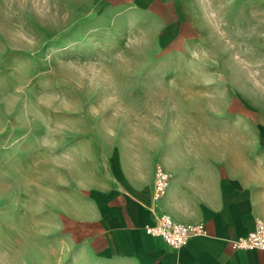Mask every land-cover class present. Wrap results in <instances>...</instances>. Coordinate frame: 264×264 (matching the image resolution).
Returning a JSON list of instances; mask_svg holds the SVG:
<instances>
[{"label": "rangeland", "instance_id": "obj_1", "mask_svg": "<svg viewBox=\"0 0 264 264\" xmlns=\"http://www.w3.org/2000/svg\"><path fill=\"white\" fill-rule=\"evenodd\" d=\"M110 1L0 0V264H121L76 250L61 221L114 161L264 166L244 124L209 117L243 76L264 86V0H190L204 52L175 56L152 12Z\"/></svg>", "mask_w": 264, "mask_h": 264}, {"label": "crops", "instance_id": "obj_2", "mask_svg": "<svg viewBox=\"0 0 264 264\" xmlns=\"http://www.w3.org/2000/svg\"><path fill=\"white\" fill-rule=\"evenodd\" d=\"M108 3L109 9L152 12L157 24L154 42L171 55L191 46L204 52L200 25L189 13L190 0ZM198 103L206 106L195 100ZM210 105L224 111L209 115L211 121L229 127L242 123L251 131L248 135L264 165V86L243 76L226 92L224 102L211 101ZM181 159L173 152L161 156L166 166H116L114 161L90 207L77 215L61 216L66 239L84 254L121 264H264V251L234 249L231 243L252 229L255 218H264V166H183ZM157 165L171 174V180L166 194L153 203ZM161 213L181 223L201 222L206 234L171 248L144 229Z\"/></svg>", "mask_w": 264, "mask_h": 264}, {"label": "built area", "instance_id": "obj_3", "mask_svg": "<svg viewBox=\"0 0 264 264\" xmlns=\"http://www.w3.org/2000/svg\"><path fill=\"white\" fill-rule=\"evenodd\" d=\"M170 180L171 174L160 165H157L154 171L153 203H156L166 194ZM144 229L151 236L162 238L174 249L186 245L193 236L206 234L203 223H181L164 213L158 214L154 222L146 225ZM231 243L234 249L264 251V218H255L252 229L246 235L234 239Z\"/></svg>", "mask_w": 264, "mask_h": 264}]
</instances>
